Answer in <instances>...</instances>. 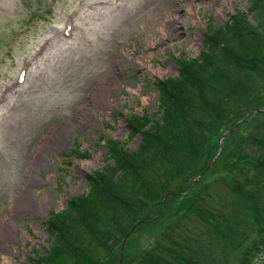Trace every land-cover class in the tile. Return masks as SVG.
Here are the masks:
<instances>
[{"label":"rangeland","instance_id":"obj_1","mask_svg":"<svg viewBox=\"0 0 264 264\" xmlns=\"http://www.w3.org/2000/svg\"><path fill=\"white\" fill-rule=\"evenodd\" d=\"M247 3L0 0V264H30L53 245L46 218L88 191L86 176L109 162L107 140L136 149L140 137L129 135L128 122L159 115L153 82L174 79L179 67L204 57V32L217 36L228 17L248 14ZM258 65L209 111L204 140L164 181L165 203L98 247L99 264H141L156 238L172 264L167 252L184 245L196 251L194 238L214 215L231 212L239 200L233 182L250 189L264 175V61ZM235 120L225 148L220 131ZM132 124L138 132L136 119ZM204 145L218 160L175 191L202 170L196 160Z\"/></svg>","mask_w":264,"mask_h":264},{"label":"trees","instance_id":"obj_2","mask_svg":"<svg viewBox=\"0 0 264 264\" xmlns=\"http://www.w3.org/2000/svg\"><path fill=\"white\" fill-rule=\"evenodd\" d=\"M247 1L248 14L228 17L229 23L216 28L217 36L209 30L204 32V57L179 67L174 79L153 82L158 91L159 115L131 118L141 126L138 132L132 122L127 124L129 135L139 134L137 148L131 150L119 146L117 140H107L109 162L95 175L86 176V193L69 197L63 210L51 212L46 218L53 245L40 256H30V264H66L65 258L72 264H99L94 257L98 247L112 244L116 235L126 236L143 219L142 212L150 215L165 203L170 193L161 192L164 181L189 159L191 148L204 140L209 111L226 102L229 90L250 79L264 61V0ZM235 125L236 120L220 135L228 130L231 133ZM228 134L223 138L225 148ZM207 150L205 145L201 148L196 164L203 168L188 177H193L191 182L200 174L203 178L209 164L218 160H213L215 154H206ZM261 156L264 160V154ZM255 180L250 189L233 182L239 200L231 212L214 215L216 222L211 228L201 230L194 238L196 251L184 245L175 248L180 249L178 252H167L170 263L264 264V175H257ZM185 183L175 191H185ZM157 240L153 241L155 252L142 256L138 263L168 264L160 256V247L167 245L160 246ZM114 245L118 249L122 246L121 241ZM176 253L182 261L171 256Z\"/></svg>","mask_w":264,"mask_h":264},{"label":"bare ground","instance_id":"obj_3","mask_svg":"<svg viewBox=\"0 0 264 264\" xmlns=\"http://www.w3.org/2000/svg\"><path fill=\"white\" fill-rule=\"evenodd\" d=\"M165 35H166V36H168V34H167V33H166Z\"/></svg>","mask_w":264,"mask_h":264}]
</instances>
